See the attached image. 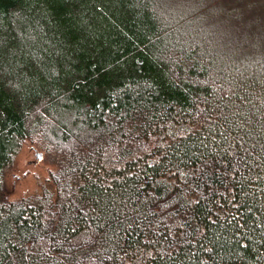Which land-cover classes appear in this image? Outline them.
<instances>
[{"label":"trees","instance_id":"trees-1","mask_svg":"<svg viewBox=\"0 0 264 264\" xmlns=\"http://www.w3.org/2000/svg\"><path fill=\"white\" fill-rule=\"evenodd\" d=\"M0 264H264V0H0Z\"/></svg>","mask_w":264,"mask_h":264},{"label":"rangeland","instance_id":"rangeland-1","mask_svg":"<svg viewBox=\"0 0 264 264\" xmlns=\"http://www.w3.org/2000/svg\"><path fill=\"white\" fill-rule=\"evenodd\" d=\"M35 149V150H34ZM35 151L41 153L37 160ZM52 158L40 147L24 144L14 156L12 168L5 174L0 199H16L25 194L38 193L46 180V171L52 168Z\"/></svg>","mask_w":264,"mask_h":264},{"label":"water","instance_id":"water-1","mask_svg":"<svg viewBox=\"0 0 264 264\" xmlns=\"http://www.w3.org/2000/svg\"><path fill=\"white\" fill-rule=\"evenodd\" d=\"M35 150V149H34ZM34 156L37 158V160H39L41 158V153L35 151Z\"/></svg>","mask_w":264,"mask_h":264}]
</instances>
